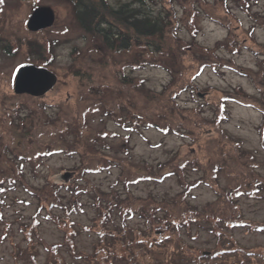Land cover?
Wrapping results in <instances>:
<instances>
[{
  "label": "rangeland",
  "instance_id": "rangeland-1",
  "mask_svg": "<svg viewBox=\"0 0 264 264\" xmlns=\"http://www.w3.org/2000/svg\"><path fill=\"white\" fill-rule=\"evenodd\" d=\"M106 1L117 8L120 4L131 0ZM164 1L148 0L149 8H146L156 14L162 8L167 9L171 3L180 20L175 35L182 40L184 46L175 59H171L172 53L170 58L162 54L156 58L160 60L158 63H166L164 59L172 65V70L176 74V82L172 90L180 79L187 84L191 82L192 85V88L182 90L176 95L172 101L175 106L173 109L197 110L201 117L211 120L215 117L217 105L222 96L229 95L236 98L237 101L231 99L223 102V112L218 124L203 127L197 136L190 130L188 136H183L181 132L179 134L163 133L148 126L141 127L140 132H136L124 130L117 124L115 118L109 115L91 111L95 102L102 104L101 112L118 110L119 100L136 101L139 110L160 109L163 105L150 108L145 98L134 97L132 86L121 85L117 77L124 72L126 75L140 78L144 80H141L143 89L156 92L171 84L170 71L158 65L138 69L127 66L122 69L118 64L131 62L135 54L141 55L143 50L135 48L121 54L101 50L98 44L79 27L72 7L67 2L5 0L0 5V129L2 130L0 133L4 135L5 143L8 144L10 141L16 154L24 157L33 154L34 149H40L41 145L49 142L50 135L57 127L52 121L55 118L57 120L63 118L64 121L70 122L69 131L65 134V143L73 150L45 156L38 162H34L36 167L27 161L21 166L20 163L24 160L12 158L7 152L0 159V173L11 174L16 172L17 167L19 169L22 167L24 178L30 185L42 186L46 181L57 185L83 184V181H74L76 173L73 167L81 161L80 152H83L77 143L81 141L87 144L89 137L99 136V132L107 130L115 133L116 136H108L105 139L110 147L104 149L106 154L141 177L157 172L155 168L157 164L166 162L170 158L175 161L188 160L194 165L200 163L204 167L207 162L220 159V156L223 160L228 157L233 158L228 162V167L226 163L221 164L222 170L218 173L216 182L212 185L213 188L200 182L190 191L188 201L198 209L217 198L214 188L229 190L232 183L240 180L236 173L252 167L247 152L254 155L256 164L253 166L254 171L251 172L264 179V117L259 111L264 109V90H259L255 85V82L259 80L264 83V0ZM37 6H50L54 11L55 19L51 27L31 32L27 29L26 22ZM191 9L195 14L191 23L196 28L194 34L191 32L192 25L187 24L189 19L187 13ZM29 40L54 41V57L50 64L42 66L36 62L37 52L30 54L32 50L28 52L25 44ZM168 45L174 46V42L170 40ZM74 49L77 51L74 52ZM223 57L231 58L232 66L236 69L229 67L214 70V67L210 65L211 62H219L218 58ZM23 64H33L49 69L56 75L55 85L38 97L15 94L13 78L17 69ZM200 65L202 68L195 72L201 67ZM76 70L91 74V79L83 80L80 76L74 75ZM30 97L36 102L29 100ZM86 108L91 113L84 126L83 120L78 119V114ZM22 110H36L37 122L33 128L35 135L37 134L35 144H32L31 137L20 143L21 137L18 135L20 123L10 121L15 118V115L22 113ZM122 113L125 116L128 114L127 110H122ZM69 114L71 118L66 117ZM126 120L128 118L123 119V122ZM29 125L26 121V126ZM216 126L226 134L225 139L218 134ZM75 129L82 133L76 136ZM54 140L53 144H57L53 146L55 149L65 145L59 139ZM237 149L241 152L242 155L239 153L241 157L237 156ZM234 157L239 158L234 159ZM88 158L91 159L90 156H87ZM118 165L117 163L108 170L86 175L85 185H88V188L94 185L105 191L120 189L121 185L117 184V180L121 175V168ZM149 166L152 167L151 171ZM233 167L234 171H230ZM166 171L162 168L159 174L167 173ZM200 172L192 170L187 176L190 180L200 179L203 177V173ZM65 173L69 176L63 180L61 176ZM128 189L131 203H135L136 198L142 200L147 197H154L158 201L170 200L180 191L176 177L169 173L159 181L139 180L130 184ZM62 193L67 199L72 195L66 189L62 190ZM74 194L73 197L76 196L82 204V210L68 215L62 210L57 213L61 220L77 232L70 246L64 239V230L69 228L58 225L54 219L49 218L46 211L38 206L36 198L19 187L7 188L0 193V264H53L56 259L63 264H87V257L92 254L98 240L95 230L90 227L96 211L91 200L92 194L82 192ZM238 206L243 218L251 225L264 224L263 193L258 196L242 194L238 198ZM133 208H136L134 215L126 219V224L130 228L146 229L143 228L145 223L137 216L141 211L137 210V207L133 206ZM115 221H118L117 216ZM228 232L238 243L237 245L245 250L264 252V229L256 230L254 227L242 226ZM28 235L32 236L31 241ZM182 235L187 244L197 252L202 250L214 252L217 249L216 238L202 228L192 227L189 234ZM143 238L152 239L151 236ZM54 244L58 246V252L55 254L49 249ZM174 247V242L168 243L164 249L153 247L155 252L159 253L155 258H164V262L171 261ZM116 249L121 254L125 246L117 245ZM232 258L233 256H229L226 259L231 261ZM151 259L150 255H145L140 260L151 262Z\"/></svg>",
  "mask_w": 264,
  "mask_h": 264
},
{
  "label": "trees",
  "instance_id": "trees-1",
  "mask_svg": "<svg viewBox=\"0 0 264 264\" xmlns=\"http://www.w3.org/2000/svg\"><path fill=\"white\" fill-rule=\"evenodd\" d=\"M3 1L5 0H0V5ZM60 1L67 2L71 5L79 27L91 37L92 41L98 44L101 50L104 49V51H110L114 54L126 53L135 48H141L143 50L141 55L135 54V58H133L131 62L118 64L122 69H125L127 66L132 67V69H138L139 67L158 65L170 71L172 76L171 84L165 86L161 91L156 92L154 90L143 89L142 81L144 80L140 78L126 75L124 72L117 77L121 85L132 86L133 89L131 87L130 89H132L134 97L145 98L150 108H152V106L158 107V105H163L160 109L139 110L137 109L136 101L124 102L119 100L118 110H104V112H101L102 104L98 102L93 103L91 111L93 110L103 113L105 116L109 115L115 118L117 124L124 130L140 132L141 127L148 126L163 133L172 132L179 134V132H181L183 136H188L190 130L193 135L195 134L197 136L203 127L218 124L223 112V102L231 99L237 101L236 98L232 96H222L219 100L220 103L217 105L215 117L211 120H206L201 117V115L197 113V110L179 111L173 109L175 106L172 101L176 98V95L182 90L192 88V85L190 84L191 82L187 84L186 81L180 79L175 89L172 90L171 88L176 82V74L172 70V65L164 59L163 61L166 63H158L160 60L156 58L161 54L170 58V54L172 53L171 59H175L180 55L179 51L183 50L184 44L182 40L175 35L180 20L171 3H169L170 6L167 9L162 8L158 13L154 14V12L147 10V8H149L148 0H131L128 3L120 4L117 8L112 7L106 0ZM150 1L154 2V0ZM193 7L192 5V8ZM187 14L189 15L187 24L192 25L191 23H193L195 14L192 13V9L189 10ZM191 30L192 34H194L196 28L192 25ZM170 40L174 42V46L168 45V41ZM25 44L28 47V52L32 50L30 54L37 52L35 60L38 64L40 63L42 66H47L52 62L54 57V41L45 40V42H39L37 40H29L26 41ZM75 51L77 50L74 49V52ZM218 59L219 62H211L210 64L214 67V70L229 67L236 69V67L232 66L233 61L230 60L231 58L225 59L223 57ZM200 66L201 67L195 72H198L202 68V65ZM74 75L80 76L83 80L91 79V74L87 72H79L76 70L74 71ZM259 81L255 82V85L259 90H264V83ZM140 87L141 89H139ZM24 96L28 97L27 95ZM29 100L32 101L34 99L30 97ZM122 110H127L128 114L125 116ZM35 111L36 110H22L21 112L25 114L18 113L15 115V118L10 120L11 123L12 121L13 123L17 122V124L20 123L18 127V135L21 137L20 143L25 139L27 141L28 137H31L33 140L32 144L37 143V134L35 135V131L33 130L37 122V120H35ZM91 111L86 108L78 114V119L83 120L84 126ZM259 111H261L264 117V109ZM66 117L71 118V114H69V116L66 115ZM126 118H128V120L123 122V119ZM26 121L30 124L29 126H26ZM38 121H40V119H38ZM52 123L57 127L54 128V133L50 135L49 142L41 145L39 147L40 149H34L35 151L33 154L25 155L24 157L16 154L15 148H12V143L9 141V143L6 144V140L4 141L3 139L4 135L0 133V159L8 152L11 154L12 158L17 157L24 160L20 163L21 166L23 162L27 161L29 164L36 167L35 163L45 156L48 157L60 151L73 150L65 143V134L69 131L70 122L64 121L63 118L62 120H57L55 118ZM216 127L219 131L218 134L225 139L226 134L223 130H220L218 126ZM0 131L2 130L0 129ZM74 133L77 136L80 135L82 131L75 129ZM99 133L100 137H89L87 144H83L81 141L77 143L76 141L84 153L80 152L82 157L81 163L79 162L73 167L76 173L74 181H83V184L73 183L71 185H57L46 181L42 186L30 185L24 178L22 167L20 169L17 167L15 170L17 173L14 172L15 174L0 173V193L4 192L7 188L14 189L19 187L28 195L36 198L39 203L38 206L46 211L49 218L54 219L58 225L69 228L64 230V239L65 243L70 246H72L73 238L77 235V232L71 229L72 226H69L61 220V217L57 213L62 210L68 215L81 211L82 204L76 196L73 197V194H78L80 192L92 194L91 200L96 215L90 227L95 230L94 232L98 240L93 247L92 254L87 257V264H264L263 251L245 250L240 245H237L238 243L232 239L230 232H228L233 228L242 226L254 227L256 230L264 229V224L251 225L246 221L238 206V198L242 194H249L252 196H258L261 193L264 194V179L258 174L251 172L254 171L253 166L256 165L254 162V155L247 152L251 161L250 166L252 167H250V169L245 168L244 171L236 173L240 180L236 179L237 181L232 183V187H230L229 190L214 188L217 198L212 202L206 203L201 209H198L192 206L188 201L190 191L197 186V183L200 184V182L212 187L216 182L218 173L222 170L221 164L226 163L228 167V162L233 160V158L228 157V159L230 158L229 160L227 158L223 160L220 156V159L217 158L215 162H207L205 167L200 163L194 165L193 162L188 160L182 159L175 161L173 158H170L166 162L157 164L155 167L157 168V172H152L147 176L141 177L131 172L129 167L127 168L119 161L113 160L112 157L107 155L104 151V149L110 148L105 139L108 136H116V134L107 130H103ZM54 139L61 140L65 145H63L62 148H53V146L57 145L55 143L53 144L55 141ZM191 140L193 141L192 138ZM236 151L238 153L237 156H239L241 152L238 149ZM85 154L90 156L91 159H87V156H84ZM238 158L234 157V159ZM117 163L119 164L118 166H120L119 168H121V175L117 180V184H120L122 188L120 186V189L115 188L110 191H105L94 185H92L91 188L85 185V181H87L86 175L105 169L108 170ZM148 168L149 171L152 170L151 166ZM162 168H165L167 173L176 177L180 191L170 200L163 199L162 201H158L154 197H147L142 200L136 198L137 200H135V203H131L128 186L142 179L161 180L163 176L167 174H159V170ZM233 169L234 167L231 168L230 171ZM192 170L201 171L203 177L190 180L187 174ZM65 189L72 194L68 199L66 195L62 193V190ZM132 205L137 207V210L141 211L137 216L145 223V227L143 228L146 229H134L126 224V219L134 215V210L136 209L133 208ZM115 216H117L118 223L115 221ZM192 227L196 229L202 228L212 234L217 240V249L214 252H210L209 250L197 252L192 249L182 235L183 233L189 234ZM148 236H151L152 239L145 240L143 238ZM28 239L31 241L33 238L29 236ZM173 242L175 247L174 253H172L170 257L171 261L164 262V258H155L159 253H156L153 247L164 249L168 243ZM121 243L125 246V249L123 253L119 254L116 246H121ZM57 248L58 246L56 244L49 247L53 254L58 252ZM145 255H150L152 261L148 262L144 260V262H141L140 259H143ZM229 256H233L231 261L226 259L229 258ZM53 264L63 263L59 261V259H56Z\"/></svg>",
  "mask_w": 264,
  "mask_h": 264
},
{
  "label": "water",
  "instance_id": "water-1",
  "mask_svg": "<svg viewBox=\"0 0 264 264\" xmlns=\"http://www.w3.org/2000/svg\"><path fill=\"white\" fill-rule=\"evenodd\" d=\"M55 14L50 6L35 7L28 17L26 27L31 32H37L52 26ZM56 83V75L47 68L33 64L21 65L13 78V92L17 95L27 94L33 97L42 96ZM69 176H61L64 180Z\"/></svg>",
  "mask_w": 264,
  "mask_h": 264
}]
</instances>
